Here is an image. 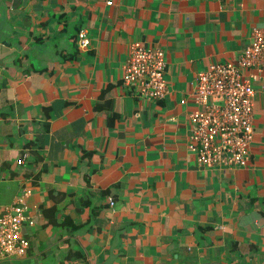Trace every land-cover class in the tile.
<instances>
[{"label": "crops", "instance_id": "crops-1", "mask_svg": "<svg viewBox=\"0 0 264 264\" xmlns=\"http://www.w3.org/2000/svg\"><path fill=\"white\" fill-rule=\"evenodd\" d=\"M106 1L0 0V213L28 188L33 218L0 264H264V69L247 163L187 147L197 72L238 59L264 0ZM133 40L164 50V97L122 82Z\"/></svg>", "mask_w": 264, "mask_h": 264}, {"label": "built area", "instance_id": "built-area-1", "mask_svg": "<svg viewBox=\"0 0 264 264\" xmlns=\"http://www.w3.org/2000/svg\"><path fill=\"white\" fill-rule=\"evenodd\" d=\"M251 34V41L235 62H213L196 74L190 96L196 108L190 113L187 147L201 165H245L249 159L255 75L245 76L243 70L264 69V30L253 27ZM76 39L86 48L90 42L87 29L80 28ZM165 65L163 49L133 40L122 65V82L144 97H164L168 92ZM23 159L21 156L16 162ZM29 192L23 189L0 213V258L23 256L28 250L30 241L22 227L33 223L26 202ZM109 202L114 204L113 197Z\"/></svg>", "mask_w": 264, "mask_h": 264}]
</instances>
